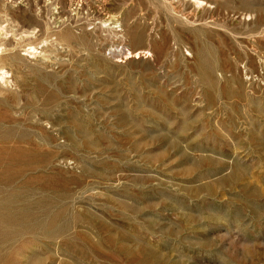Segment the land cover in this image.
I'll return each mask as SVG.
<instances>
[{"label":"rangeland","instance_id":"rangeland-1","mask_svg":"<svg viewBox=\"0 0 264 264\" xmlns=\"http://www.w3.org/2000/svg\"><path fill=\"white\" fill-rule=\"evenodd\" d=\"M80 1L0 0V264H264V0Z\"/></svg>","mask_w":264,"mask_h":264},{"label":"bare ground","instance_id":"bare-ground-1","mask_svg":"<svg viewBox=\"0 0 264 264\" xmlns=\"http://www.w3.org/2000/svg\"><path fill=\"white\" fill-rule=\"evenodd\" d=\"M78 1H79V0H78ZM81 1H82V0H81ZM81 1H80V2H81ZM52 2H53V0H52ZM72 2H73V1H72ZM85 2H86V1H85ZM54 3H55V2H54ZM71 5H72V4H71ZM79 5H81V4H79ZM32 6H33V5H32ZM56 6H57V5H56ZM60 6H61V5H60ZM175 7H176V6H175ZM78 8H79V7H78ZM81 8H82V7H81ZM32 9H33V8H32ZM32 9H31V10H32ZM61 9H62V8H61ZM85 9H86V7H85ZM174 9H176V8H174ZM70 10H71V9H70ZM70 10H69V11H70ZM67 11H68V10H67ZM67 11H65V12H67ZM69 11H68V12H69ZM41 12H42V11H41ZM59 12H60V11H59ZM68 12H67V13H68ZM47 13H48V12H47ZM60 13H62V12H60ZM63 13H64V12H63ZM70 13H71V12H70ZM92 13H94V12H92ZM58 14H59V13H58ZM68 14H69V13H68ZM74 14H75V13H74ZM74 14H73V15H74ZM70 15H71V14H70ZM36 16H37V15H36ZM39 16H40V15H39ZM42 16H43V15H42ZM56 16H57V14H56ZM66 16H67V15H66ZM40 17H41V16H40ZM63 17H64V16H63ZM77 17H78V16H77ZM41 19H43V18H41ZM68 19H69V18H68ZM70 19H71V18H70ZM72 19H73V18H72ZM78 19H79V18H78ZM78 19H77V20H78ZM80 19H81V18H80ZM38 20H39V18H38ZM43 20H45V19H43ZM61 21H62V20H61ZM39 22H40V20H39ZM39 22H38V23H39ZM41 22H42V21H41ZM70 22H74V21H70ZM12 23H13V22H12ZM42 23H44V21H43ZM64 23H65V22H64ZM66 23H67V21H66ZM81 23H82V22H81ZM23 24H24V23H23ZM23 24H22V25H23ZM39 24H40V23H39ZM46 24H48V23L46 22ZM48 25H49V24H48ZM70 25H72V24L70 23ZM76 25H77V24H76ZM102 25H103V24H102ZM102 25H101V26H102ZM19 26H20V25H19ZM23 26H24V25H23ZM25 26H26V25H25ZM39 26H40V25H39ZM73 26H74V25H73ZM78 26H79V25H78ZM3 27H4V26H3ZM44 27H45V26H44ZM76 27H77V26H76ZM18 28H19V27H18ZM3 29H4V28H3ZM5 29H6V28H5ZM100 29H102V28H100ZM103 29H104V28H103ZM7 30H8V29H7ZM20 30H21V29H20ZM26 30H27V29H26ZM30 30H31V29H30ZM38 30H39V29H38ZM65 30H67V28H66ZM121 30H122V29H121ZM124 31H125V29H124ZM124 31H123V33H124ZM37 32H38V31H37ZM48 32H49V31H48ZM48 32H47V34H48ZM53 32H54V31H53ZM58 32H59V31H58ZM117 32H118V31H117ZM121 32H122V31H121ZM10 33H11V32H10ZM14 33H15V32H14ZM16 33H18V32H16ZM114 33H115V32H114ZM6 34H8V33H6ZM6 34H5V35H6ZM31 34H32V33H31ZM47 34H46V35H47ZM51 34H52V33H51ZM59 34L61 35V32H60ZM65 34H66V33H65ZM75 34H76V33H75ZM115 34H116V33H115ZM119 34H120V33H119ZM121 34H122V33H121ZM10 35H11V34H10ZM24 35H25V34H24ZM26 35H27V34H26ZM55 35H56V33H55ZM99 35H100V34H99ZM12 36H13V35H12ZM19 36H20V35H19ZM34 36H35V35H34ZM39 36H40V35H39ZM49 36H50V35H49ZM49 36H48V37H49ZM123 36H124V34H123ZM7 37H8V36H7ZM31 37H32V36H31ZM31 37H30V38H31ZM36 37H37V36H36ZM36 37H35V38H36ZM56 37H57V35H56ZM117 37H118V36H117ZM46 38H47V37H46ZM101 38H103V36H102ZM17 39H18V36H17ZM50 39H51V38H50ZM120 39H121V38H120ZM21 40H23V39L21 38ZM61 40H62V39H61ZM67 40H68V39H67ZM100 40H101V39H100ZM102 40H103V39H102ZM105 40H106V39H104V41H105ZM0 41H1V40H0ZM2 41H3V40H2ZM26 41H27V40H26ZM45 41H47V39H46ZM48 41H49V38H48ZM48 41H47V42H48ZM51 41L56 42L55 40H52V39H51ZM58 41H59V40H58ZM21 42H22V41H21ZM49 43H51V42H49ZM102 43H103V42H102ZM56 44H57V43H56ZM28 45H29V44H28ZM53 45H54V44H53ZM53 45H52V46H53ZM58 45H59V44H58ZM58 45H57V46H58ZM1 46H2V45H1ZM3 46H4V45H3ZM22 46H24V44H23ZM60 46H61V45H60ZM5 47H6V46H5ZM1 48H2V47H1ZM7 48H8V47H7ZM20 48H21V47H20ZM29 48H30V47H29ZM31 48H32V47H31ZM18 49H19V48H18ZM47 49H48V48H47ZM33 50H34V48H33ZM16 51H17V50H16ZM16 51H15V52H16ZM19 51H20V49H19ZM46 51H47V50H46ZM24 52H25V51H24ZM29 52H32V51H29ZM29 52H28V53H29ZM5 53H6V52H5ZM26 53H27V52H26ZM33 54H34V53H33ZM39 54H40V53H39ZM42 54H43V53H42ZM52 54H53V53H52ZM52 54H51V57H52ZM129 54H130V53H129ZM7 55H8V54H7ZM23 55H24V54H23ZM23 55H22V56H23ZM35 55H37V54H36V51H35ZM53 55H54V54H53ZM56 55H57V54H56ZM56 55H55V56H56ZM130 55H131V54H130ZM135 55H136V54H135ZM11 57H12V56H11ZM46 57H49V56H46ZM46 57H45V60H46ZM42 58H43V56H42ZM8 59H9V58H8ZM43 59H44V58H43ZM49 59H50V58H49ZM40 60H41V59H40ZM47 64H48V63H47ZM0 67H1V66H0ZM7 74H8V73H7ZM6 77H7V76H6ZM2 79H3V78H2ZM3 80H4V79H3ZM5 80H6V79H5Z\"/></svg>","mask_w":264,"mask_h":264}]
</instances>
